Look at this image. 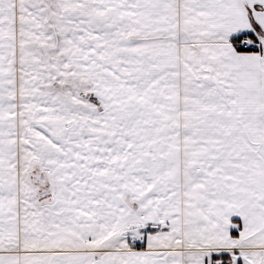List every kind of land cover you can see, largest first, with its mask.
Masks as SVG:
<instances>
[{"label": "snow or ice", "instance_id": "obj_1", "mask_svg": "<svg viewBox=\"0 0 264 264\" xmlns=\"http://www.w3.org/2000/svg\"><path fill=\"white\" fill-rule=\"evenodd\" d=\"M0 264H264V0H0Z\"/></svg>", "mask_w": 264, "mask_h": 264}]
</instances>
